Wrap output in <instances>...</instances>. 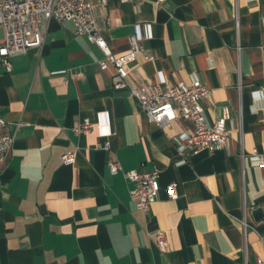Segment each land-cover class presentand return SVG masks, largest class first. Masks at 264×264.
I'll return each mask as SVG.
<instances>
[{
  "label": "crops",
  "instance_id": "0c3cea01",
  "mask_svg": "<svg viewBox=\"0 0 264 264\" xmlns=\"http://www.w3.org/2000/svg\"><path fill=\"white\" fill-rule=\"evenodd\" d=\"M92 2L114 52L136 34L155 56L138 54L130 84L199 77L212 89L203 100L208 121L229 110V146L182 154L180 134L192 122L151 121L128 87H113L97 44L72 20L50 18L43 44L10 56L11 70L0 53V115L15 132L0 173V264H258L264 217L253 210L264 212V164L249 155H264V0ZM86 117L92 126L77 131ZM114 158L126 170H159L148 212L132 182L110 171ZM159 229L167 251L156 243Z\"/></svg>",
  "mask_w": 264,
  "mask_h": 264
},
{
  "label": "built area",
  "instance_id": "2783aa9c",
  "mask_svg": "<svg viewBox=\"0 0 264 264\" xmlns=\"http://www.w3.org/2000/svg\"><path fill=\"white\" fill-rule=\"evenodd\" d=\"M50 18L60 21L72 20L77 34L97 44L104 53V56L99 59L100 67L114 69L113 87L117 89L128 87L151 121L160 126H166L181 116L192 122L193 129L180 134L183 140L180 145L182 154L201 150L214 151L229 146L231 131L227 125L230 118L229 110L225 107L221 116L212 122L208 121L203 100L210 97L212 89L199 77H194L190 82L179 81L173 84L161 82L130 84L129 67L138 58V54L142 53L147 60L154 59L155 56L144 50L136 34L130 36L128 50L121 53L114 52L97 26L92 0H0V27L2 28L0 53L8 70L12 68L10 56L24 52L29 47L43 44ZM81 74L80 71L72 72L74 77H79ZM91 126L92 122L86 117L76 129L85 131ZM239 129L243 131L242 125ZM14 141L15 132L8 129V120L0 115V173L7 162ZM249 157L255 164H264V155L256 149ZM62 158L66 163H71L74 161L75 153H63ZM108 167L114 174L122 172L132 182L131 193L138 208L148 212L160 190L159 170H126L117 158L110 159ZM167 192L169 197L176 198L178 182H170L167 185ZM241 222L246 235L250 223L245 217L241 218ZM155 237L158 247L162 251H167L168 239L165 230H157ZM257 263L264 264V257H257Z\"/></svg>",
  "mask_w": 264,
  "mask_h": 264
},
{
  "label": "water",
  "instance_id": "95a60500",
  "mask_svg": "<svg viewBox=\"0 0 264 264\" xmlns=\"http://www.w3.org/2000/svg\"><path fill=\"white\" fill-rule=\"evenodd\" d=\"M253 213L255 214L256 219L264 217V212L261 207H257L256 209H254Z\"/></svg>",
  "mask_w": 264,
  "mask_h": 264
},
{
  "label": "rangeland",
  "instance_id": "374dc122",
  "mask_svg": "<svg viewBox=\"0 0 264 264\" xmlns=\"http://www.w3.org/2000/svg\"><path fill=\"white\" fill-rule=\"evenodd\" d=\"M0 36H2V28L0 27Z\"/></svg>",
  "mask_w": 264,
  "mask_h": 264
}]
</instances>
